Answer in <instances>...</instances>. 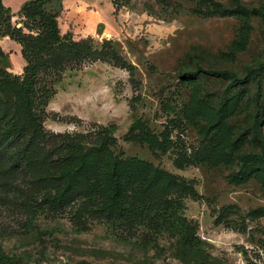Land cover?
Wrapping results in <instances>:
<instances>
[{
  "label": "rangeland",
  "instance_id": "rangeland-1",
  "mask_svg": "<svg viewBox=\"0 0 264 264\" xmlns=\"http://www.w3.org/2000/svg\"><path fill=\"white\" fill-rule=\"evenodd\" d=\"M7 1L0 118L27 93L47 146H66L56 156L70 157L71 169L95 167L96 203L112 191L115 165L138 164L161 178L156 189L180 224L127 231L103 217L76 226L81 197L40 203L55 188L34 190L30 219L9 201L15 188L7 198L0 189V262L264 264V22L254 12L264 0H27L17 10ZM37 40L53 51L108 43L122 63L51 62ZM38 61L25 89L24 69Z\"/></svg>",
  "mask_w": 264,
  "mask_h": 264
},
{
  "label": "trees",
  "instance_id": "trees-1",
  "mask_svg": "<svg viewBox=\"0 0 264 264\" xmlns=\"http://www.w3.org/2000/svg\"><path fill=\"white\" fill-rule=\"evenodd\" d=\"M38 4L35 1L28 4L27 8ZM254 12L261 15L264 22L262 10L256 9ZM36 45L45 50L51 62H57L61 57H90L111 58L117 64L122 63L111 49H106L105 45L108 43L100 50L68 45L53 51L45 45L44 40H37ZM38 62L24 69L25 89L31 85L35 74L43 68V63ZM199 72L197 70L187 76L193 77ZM208 73L216 77L230 78L225 72ZM17 107L12 114L0 118V189L6 193L4 198H7L9 190L15 188V195L9 201L19 212L34 219L39 206L34 198V190L55 188L54 195L44 194L40 203L56 209L69 206L81 197L83 200L72 215L76 226H84V218L103 217L127 231L145 225L160 229L180 224L171 217L170 201L164 197L162 190L156 189L161 178L147 173L148 170L138 164L115 165L113 172H119L117 179L109 177L106 180L111 183L112 191L104 201L96 203L95 193L89 190L95 185L92 177L95 167L87 164L84 170L79 168L81 171L71 169L70 157L56 156L66 146H60L59 150L58 147L47 146V135L38 116L29 107L27 93L21 92ZM120 180L123 182L120 183ZM123 188L130 192L131 197L122 195Z\"/></svg>",
  "mask_w": 264,
  "mask_h": 264
},
{
  "label": "crops",
  "instance_id": "crops-1",
  "mask_svg": "<svg viewBox=\"0 0 264 264\" xmlns=\"http://www.w3.org/2000/svg\"><path fill=\"white\" fill-rule=\"evenodd\" d=\"M24 1H27V0H8L7 4L9 7H11V9L13 10H17L20 6L21 3H23Z\"/></svg>",
  "mask_w": 264,
  "mask_h": 264
}]
</instances>
